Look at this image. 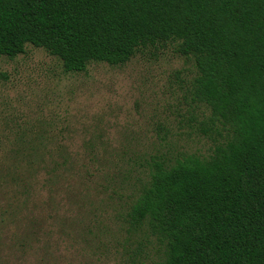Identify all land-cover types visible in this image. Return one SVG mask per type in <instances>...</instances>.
Returning <instances> with one entry per match:
<instances>
[{
  "label": "trees",
  "instance_id": "obj_1",
  "mask_svg": "<svg viewBox=\"0 0 264 264\" xmlns=\"http://www.w3.org/2000/svg\"><path fill=\"white\" fill-rule=\"evenodd\" d=\"M28 45L67 73L169 46L192 61L199 131L213 149L152 157L129 222L164 246L161 264H264V0H0V58ZM5 141L0 194L17 201L12 216L48 168L46 145L39 135ZM50 157L52 171L67 162Z\"/></svg>",
  "mask_w": 264,
  "mask_h": 264
},
{
  "label": "rangeland",
  "instance_id": "obj_2",
  "mask_svg": "<svg viewBox=\"0 0 264 264\" xmlns=\"http://www.w3.org/2000/svg\"><path fill=\"white\" fill-rule=\"evenodd\" d=\"M194 77L174 46L85 73L65 72L31 45L0 58V159L5 140L39 135L48 167L12 216L6 208L17 201L0 194V264H161L164 246L128 214L152 157L213 149L199 131L205 116L193 102ZM50 156L67 162L52 171Z\"/></svg>",
  "mask_w": 264,
  "mask_h": 264
}]
</instances>
